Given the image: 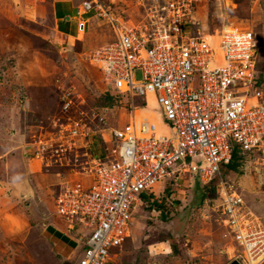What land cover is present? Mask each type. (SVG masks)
Wrapping results in <instances>:
<instances>
[{"label":"built area","instance_id":"built-area-1","mask_svg":"<svg viewBox=\"0 0 264 264\" xmlns=\"http://www.w3.org/2000/svg\"><path fill=\"white\" fill-rule=\"evenodd\" d=\"M151 1L141 3L144 14L130 23L102 0H83L77 6L79 31L86 26L87 12L114 33L93 58L106 70L104 77L115 93L125 96L130 116L105 135L118 145L102 146L104 140L99 139V148L94 147L97 127L70 118L59 124L55 136L60 150L83 146L93 154L83 164H88L83 181L74 180L57 193L55 210L68 221V230H76L77 241L79 226L91 229L78 264H106L110 249H119L128 236L136 206L143 202L141 194L186 166L203 183L214 178L220 189L222 226L232 224L234 233L228 239L240 251L230 258L239 264H262L264 225L242 205L235 188L227 192L230 186L220 170V163L228 162L238 147L254 158L264 156V82L256 69L255 35L227 27L214 34L213 42V34L200 27L191 30L197 0ZM183 1L189 3L179 5ZM137 102L144 108H136ZM155 104L162 106L171 130L160 129L156 120L141 114Z\"/></svg>","mask_w":264,"mask_h":264},{"label":"rangeland","instance_id":"rangeland-1","mask_svg":"<svg viewBox=\"0 0 264 264\" xmlns=\"http://www.w3.org/2000/svg\"><path fill=\"white\" fill-rule=\"evenodd\" d=\"M102 1L116 7L115 15L122 16L125 23L141 19L144 14L141 3L152 2ZM10 3L13 4L14 0H0V118L8 117L10 128L15 131L8 134L9 142L0 138V157L6 155L11 159L10 154L17 149L10 146L16 144L23 147L25 159L34 157L27 170L37 173L36 185L42 201L38 214H41L42 221L38 226L32 223L36 230L18 236L6 225V236L2 232L4 238L0 239V264H29L33 261L37 264H78L80 252L74 249L75 243L54 226L46 227L48 219L43 213L58 230L63 229L66 223L63 216L54 215L55 197L67 184L74 180L83 181L82 171L88 168V164H83L93 153L84 151L83 146L73 150L65 145L62 151L55 135L59 124H65L68 118L79 119L99 130L94 135V147L99 148V139L104 140L102 146L118 145L114 138L106 141L105 135L109 128L120 127L128 121L130 110L123 94L115 93L113 99L108 96L112 95L110 80L104 77L106 70L95 64L93 58L99 47L113 40L114 33L109 24L92 17L86 19L88 24L79 31L76 29L78 20L75 23L71 14L60 22L63 32L69 36L64 38L53 34L48 11H44L42 22H33L34 19L11 21L8 14ZM178 3L186 6L189 2ZM196 5V12L192 14L196 24L191 30L200 27L207 34L218 32L219 35L227 27H236L254 33L258 48L256 69L264 82V0H197ZM57 8L59 13L73 12L61 4ZM76 16L78 19L77 12ZM217 35L211 38L213 42H216ZM13 43L17 45L13 47ZM136 75L140 77V72L136 71ZM68 101L70 106L64 109ZM136 106L144 108L139 102ZM143 112L152 113V119L160 129L171 130L160 104L146 107L141 114ZM158 115L163 116L161 121H158ZM31 145L34 150L29 148ZM236 150L249 159L232 171H226L220 163L221 175L230 186L227 192H234L232 188H235L242 205L252 210L253 215L258 216V223L264 225V156L259 158L256 155L254 158L240 147ZM24 160L6 166L12 173L11 179L23 176ZM186 160L189 162L191 159ZM212 181L211 185L205 186L209 182H201L196 173L181 166L174 175L153 184L147 192L151 193L150 199L138 202L128 236L119 249H110L107 264H229L233 253L240 251L235 249L238 244L228 239L234 233L232 224L230 227L222 226L221 193L214 178ZM77 231L81 233L77 246L80 248L91 229L79 226ZM72 232L68 231L70 235ZM45 236L52 244V250ZM57 240L65 243L64 250L56 248ZM27 254L33 260H27Z\"/></svg>","mask_w":264,"mask_h":264},{"label":"crops","instance_id":"crops-1","mask_svg":"<svg viewBox=\"0 0 264 264\" xmlns=\"http://www.w3.org/2000/svg\"><path fill=\"white\" fill-rule=\"evenodd\" d=\"M2 1L4 2L5 0ZM80 1L81 0H14L13 4H11L12 2L10 3L11 5H10V9H8V14H10L11 21H17V20L31 21L32 19H34L33 22L36 21L42 22V16L44 11L45 12L48 11L52 19V24L54 29L53 34L54 35L58 34L64 38H69V36H67L63 32V27H62L63 25L62 24L60 25V22L64 19L66 15L69 16L72 14L75 17L74 20L76 23L77 21L76 6L79 5ZM59 4H61L62 6L64 5L67 9H72L73 12L70 14L63 12L59 13L57 8V5ZM84 14L89 18V13L86 12ZM14 45L17 44L13 43V47ZM150 117L152 116L150 115ZM0 119H1L0 121H2V123L0 122L1 123L0 138L6 140L5 142H9L11 138L9 137L8 134L11 133V131L14 132L15 130L10 128L11 121L9 120L8 117L3 116ZM20 145L16 144L15 146L14 145L10 146L13 149H17L14 150L12 154H10L11 159H9L8 156L5 157L6 155L0 157V239L1 237L4 238L2 232H4L6 236V231H5L6 225L10 226L11 229L15 231L16 233L15 236H18V235H22L23 233L28 234L26 232H31V230H36L37 228L34 227L32 228L33 225L32 223L38 226V223L42 221L41 214L40 213L38 214V210L40 212L39 205L40 206L42 205V201L40 196H38V189L36 185L37 173L35 170H31V171L27 170L28 168L27 165L31 162V159H34V157L25 159L26 157H24L23 147H20ZM29 148L34 150V147L32 145ZM20 157H24V158L20 160ZM24 159L26 160V163ZM23 160H24L23 164L25 167L24 168L25 170L21 169L23 176L21 178L15 177L14 179H11L12 173L9 172L10 170L6 169V166L13 162H16L18 164L19 161H23ZM43 216L44 218L48 219V224H46V227H48V225H51L53 227L54 225L53 221H51L50 218L46 217L44 213ZM54 228L57 229V231L60 232L61 234H64L66 237L70 238L72 242L74 241L75 233H72V235L68 233L69 228L68 225L66 226V223L65 225H63V230H58V228L56 227ZM73 230L75 229H72V231ZM51 238H54L56 240V238L53 236H51ZM47 245L50 246L51 250L53 249L49 239ZM64 246H65L64 242L60 240L56 241V248H58V250L59 249L64 250L65 249ZM74 249L76 250V252H80L81 250L80 248H77V246L74 247ZM62 254L64 253L62 252ZM25 257L29 261L33 260L32 258H30L31 256L29 254H27V256ZM29 264H37V262L33 261L30 262ZM262 264H264V262Z\"/></svg>","mask_w":264,"mask_h":264},{"label":"trees","instance_id":"trees-1","mask_svg":"<svg viewBox=\"0 0 264 264\" xmlns=\"http://www.w3.org/2000/svg\"><path fill=\"white\" fill-rule=\"evenodd\" d=\"M110 92H111V94L112 95H110V94H108V96L110 97V98H112V97H115L116 96V94H115V92H114V90L113 89H110L109 90ZM113 99V98H112ZM116 100V99H115ZM117 101V100H116ZM117 104H118V102H117ZM119 105V104H118ZM250 155V157L252 156V157H254V155L253 154H251V153H249ZM245 159H249L248 157H246L243 153H239V151H237L236 149H233L232 150V156H231V158H230V160L228 161V162H226V163H224L223 165V168L226 170V171H229V170H236L237 168H238V166H240L241 164H242V162L243 161H246ZM214 181H210L208 184H206L205 186H208V185H211V183H213ZM202 186H204V185H202ZM214 186V185H213ZM213 186H211V188L212 189H214L213 188ZM205 188H207V187H205ZM150 194L151 193H147V192H144V193H142L141 194V198L143 199V200H149L150 199ZM213 197V196H212ZM59 234V233H58ZM71 241V240H70ZM72 242V241H71ZM73 243V242H72ZM73 264V263H72Z\"/></svg>","mask_w":264,"mask_h":264},{"label":"clouds","instance_id":"clouds-1","mask_svg":"<svg viewBox=\"0 0 264 264\" xmlns=\"http://www.w3.org/2000/svg\"><path fill=\"white\" fill-rule=\"evenodd\" d=\"M197 9V8H196ZM88 23H86V25H87ZM78 30V29H77ZM56 210H55V206H54V215H56ZM58 214V213H57ZM65 220V219H64ZM65 222H66V226H67V224H68V221H66L65 220ZM54 227H56V228H58L57 226H55V224L53 225ZM61 230H63V229H61ZM69 232H72V230H68ZM72 233H74V232H72ZM68 238V237H67ZM74 239V238H73ZM68 240H70L69 238H68ZM80 241H77L76 239H74V241H73V243H75V245L76 246H78V243H79ZM82 247V246H81ZM81 247H80V249H81ZM80 255H81V250H80ZM232 261H236V260H234V259H231L230 260V263L229 264H231V262ZM237 262V261H236ZM74 264V263H73ZM237 264H239L238 262H237Z\"/></svg>","mask_w":264,"mask_h":264},{"label":"bare ground","instance_id":"bare-ground-1","mask_svg":"<svg viewBox=\"0 0 264 264\" xmlns=\"http://www.w3.org/2000/svg\"><path fill=\"white\" fill-rule=\"evenodd\" d=\"M148 97L151 98V97H152V94L149 93V94H148ZM149 114H150L149 112H148V114H146V112H143V117H144V118H145V117H149L150 115L153 117L152 114H150V115H149ZM158 121H161V120H158Z\"/></svg>","mask_w":264,"mask_h":264},{"label":"water","instance_id":"water-1","mask_svg":"<svg viewBox=\"0 0 264 264\" xmlns=\"http://www.w3.org/2000/svg\"><path fill=\"white\" fill-rule=\"evenodd\" d=\"M231 264H237V262L236 261H232Z\"/></svg>","mask_w":264,"mask_h":264}]
</instances>
